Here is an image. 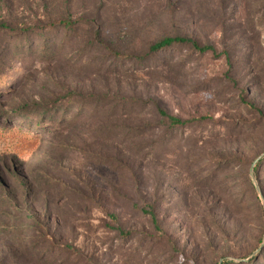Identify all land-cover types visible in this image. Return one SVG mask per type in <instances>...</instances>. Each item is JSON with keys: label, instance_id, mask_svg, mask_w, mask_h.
<instances>
[{"label": "rangeland", "instance_id": "1", "mask_svg": "<svg viewBox=\"0 0 264 264\" xmlns=\"http://www.w3.org/2000/svg\"><path fill=\"white\" fill-rule=\"evenodd\" d=\"M69 16L46 45L13 30ZM0 23V264H264V116L242 101L264 106V0H0ZM169 36L216 52L118 57ZM113 122L124 145L99 139Z\"/></svg>", "mask_w": 264, "mask_h": 264}, {"label": "trees", "instance_id": "2", "mask_svg": "<svg viewBox=\"0 0 264 264\" xmlns=\"http://www.w3.org/2000/svg\"><path fill=\"white\" fill-rule=\"evenodd\" d=\"M82 23V20H72V18L67 17V18H61L57 21H52L49 23H45L43 26H40L39 28H34V27H23L21 29L18 28H14L13 30H15V32L17 31L18 33H22L23 35H27V34H33V33H37V34H41L43 35V43L46 45V42H49V39L51 40V34L55 31H57V29L61 26L67 30L70 31H77L80 28V24ZM0 28H11L8 27L5 23H0ZM175 45H189L191 47H193L196 51L199 52V54H207V53H215L216 52V48L214 47V45H210V44H205V45H201L199 42L191 39V38H187L185 36H169V37H164L163 39L151 44L148 47V54L145 56H133V55H129V56H123L121 54V56H118L120 59H124V58H128L130 60H136V62L138 63H144L147 60L152 59V56H155L157 54H159L160 52L165 51L166 49L175 46ZM47 48V49H46ZM43 49H45L47 53V56H49V54H51V52L49 51L50 48L44 46ZM117 55V54H115ZM226 58L227 59H231L232 56L227 53L226 54ZM261 83H263V81H261ZM260 84V83H258ZM130 100V101H129ZM123 103V109L129 107V106H134L132 104H129L132 101V99H127L124 98L122 99ZM242 101L249 107V109L255 111L257 114H259L260 116H264V106L257 104L256 102H252V101H246V99H242ZM63 101L62 100H57L54 102H51L49 104H47L46 106H43V110L47 109L49 106H59ZM87 102V101H85ZM86 104H91V103H86ZM129 104V106H128ZM93 109H95L96 107H92ZM156 111L158 113V116L161 120H163L165 122V124L168 126V130H176L177 128H181L184 127L185 125L189 124V121L187 120H183L180 117L170 114L169 112H167L166 110H164L162 107L157 106L156 107ZM94 115V111L91 112ZM83 114L82 111H79L76 115H81ZM66 115V114H65ZM46 116V114H44V117ZM69 116L67 115V117L61 119L58 124L59 126H64L67 122H68V118ZM52 122H56V119L54 117V119H51ZM206 120L205 117H202L200 119H198L197 121H204ZM133 125L131 123H124V122H113L111 124H109L107 127L103 128V135H99L100 136V140L104 141V143H112V142H118L120 143V145H124L125 143L128 142V137L124 136L125 132H127V129L131 128L130 130H137L136 127H132ZM51 133H57L59 131L58 127L54 128V129H50L49 130ZM129 145V144H128ZM128 145L124 148V149H120L119 151H129V147ZM107 146V145H106ZM101 151V150H98ZM104 151V149H103ZM56 190L60 189L61 187H59L58 185L53 187ZM47 210L50 209V204H46L45 207ZM151 217L152 220L156 222V215L151 211L148 212ZM120 230V233H122V235L124 236H129L128 233L124 232L120 227L118 228Z\"/></svg>", "mask_w": 264, "mask_h": 264}, {"label": "water", "instance_id": "3", "mask_svg": "<svg viewBox=\"0 0 264 264\" xmlns=\"http://www.w3.org/2000/svg\"><path fill=\"white\" fill-rule=\"evenodd\" d=\"M260 158H261V156L258 157V158L256 159V161H255L254 164L252 165V168H253V166L255 165V163H256Z\"/></svg>", "mask_w": 264, "mask_h": 264}]
</instances>
